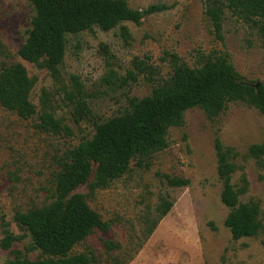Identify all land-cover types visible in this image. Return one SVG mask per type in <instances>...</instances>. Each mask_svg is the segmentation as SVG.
Listing matches in <instances>:
<instances>
[{"label": "rangeland", "instance_id": "rangeland-1", "mask_svg": "<svg viewBox=\"0 0 264 264\" xmlns=\"http://www.w3.org/2000/svg\"><path fill=\"white\" fill-rule=\"evenodd\" d=\"M126 1L142 13L139 24L123 21L109 31L68 34L60 76L54 80L18 56L33 14L27 0H0V63L24 66L33 82L29 99L35 108L29 119H22L0 105V240L5 228L23 233L14 221L17 212L52 202L65 158L91 139L95 123L129 110V99L151 95L170 77L169 55L193 67L201 55L226 52L240 82L254 88L264 83L260 26L225 10L223 39L218 40L205 0ZM154 4L169 8L146 13ZM78 101L86 103L89 115L76 113ZM42 114L58 122L55 131L40 128ZM165 138L166 146L147 169L131 163L106 188L90 193L87 183L74 190L109 228L94 229L69 254L92 253L97 264L115 259L125 264H264V156L249 153L252 144L264 142V115L241 102L228 103L213 117L193 107ZM216 140L229 151L234 167L230 183L239 201L256 208L262 224L256 236L234 240L223 224L228 208L220 199ZM164 174L186 178L189 184L170 187ZM161 197L171 200L172 207L147 235V220L157 217ZM108 242L117 248L108 250ZM41 257L28 234L9 249L0 247V264Z\"/></svg>", "mask_w": 264, "mask_h": 264}, {"label": "trees", "instance_id": "trees-1", "mask_svg": "<svg viewBox=\"0 0 264 264\" xmlns=\"http://www.w3.org/2000/svg\"><path fill=\"white\" fill-rule=\"evenodd\" d=\"M33 14L26 37L18 56L45 70L57 80L60 76L68 34L109 31L123 21L139 24L142 13L131 9L126 0H27ZM165 4L150 5L145 12H161ZM225 10L231 15L260 26L264 30V0H205V14L211 20L213 33L222 40V22ZM170 77L158 84L152 94L140 99H129V110L111 119L95 123L91 139L74 148L65 158L54 186V198L49 204L19 211L14 216L17 227L23 232L14 235L8 228L0 240L2 249L29 235L33 246L44 257L35 260H10L3 264H97L92 253L69 254L94 229L106 231L109 224L101 220L81 194L74 190L88 183L90 193L106 188L113 180L131 169V163L140 169L150 166L154 154L166 146L170 127L181 122L183 112L199 107L209 117L218 115L230 102H241L255 107L264 115V83L255 88L240 82L226 52L201 55L198 63L189 67L171 54ZM139 65L142 63L139 62ZM131 75V73H130ZM33 82L20 63H0V105L14 111L18 117L29 119L35 112L29 99ZM76 113L82 117L90 114L86 103L78 101ZM40 128L55 131L58 122L50 114L40 116ZM217 175L221 181V202L228 208L224 226L232 239L256 236L262 230L256 208L242 203L230 183L234 170L228 160V149L219 140L215 142ZM253 157L264 156V142L252 144ZM94 167V169H93ZM93 181L88 182L90 175ZM170 187H185L189 180L162 175ZM172 207V201L160 198L145 228L153 232L159 219ZM113 251L116 244L107 243ZM113 264H125L114 260Z\"/></svg>", "mask_w": 264, "mask_h": 264}]
</instances>
